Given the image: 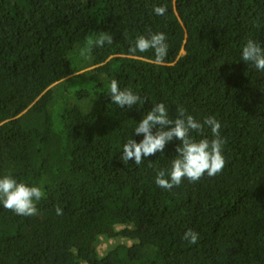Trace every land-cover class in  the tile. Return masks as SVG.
<instances>
[{
  "label": "trees",
  "instance_id": "1",
  "mask_svg": "<svg viewBox=\"0 0 264 264\" xmlns=\"http://www.w3.org/2000/svg\"><path fill=\"white\" fill-rule=\"evenodd\" d=\"M100 32L113 43L82 57ZM150 32L167 37L162 64L129 51ZM248 39L264 47V0H0V178L45 193L35 216L0 204V264H264V72L241 59ZM113 79L144 103L114 104ZM156 103L215 116L219 174L158 187L175 139L120 161Z\"/></svg>",
  "mask_w": 264,
  "mask_h": 264
},
{
  "label": "clouds",
  "instance_id": "2",
  "mask_svg": "<svg viewBox=\"0 0 264 264\" xmlns=\"http://www.w3.org/2000/svg\"><path fill=\"white\" fill-rule=\"evenodd\" d=\"M156 15H164L166 7L154 8ZM167 37L163 32L140 35L131 45L132 54L153 50L156 63L162 64L168 55ZM113 43V37L107 32H100L95 39H88L85 47L80 49L82 57L90 55L94 47H103ZM241 59L249 62L254 67L264 72V47L252 39H248L241 50ZM109 96L114 104L121 108L131 109L134 105H142L145 98L134 93L130 88L121 89L118 81L113 79L108 86ZM175 119L169 118L168 109L163 103H156L150 111L138 122L134 129L135 135H142L138 143L129 138L123 145L120 161L128 163L129 160L139 166L144 163L143 158L163 152L167 143L178 140L180 143L175 148L176 155L171 160L169 169L156 171L155 183L158 187L171 190L179 186L183 180L189 182L199 181L205 174L214 177L219 174L224 166L223 146L226 139L221 136V124L215 116H208L202 122L186 112L183 106L176 109ZM207 127L211 132V139L203 135ZM155 129V131H154ZM201 134V139L196 140L192 133ZM151 166V163H149ZM45 198V193L40 186H29L17 182L11 175L0 178V204L5 209L21 216H35L38 214L36 202ZM56 215H63L60 206L55 208ZM189 244H196L199 234L187 229L182 236Z\"/></svg>",
  "mask_w": 264,
  "mask_h": 264
}]
</instances>
